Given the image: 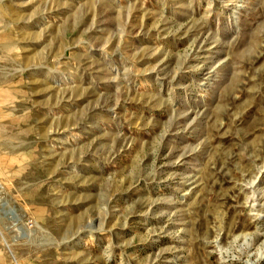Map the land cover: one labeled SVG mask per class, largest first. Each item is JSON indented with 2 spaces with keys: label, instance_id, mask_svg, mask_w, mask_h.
Instances as JSON below:
<instances>
[{
  "label": "rangeland",
  "instance_id": "1",
  "mask_svg": "<svg viewBox=\"0 0 264 264\" xmlns=\"http://www.w3.org/2000/svg\"><path fill=\"white\" fill-rule=\"evenodd\" d=\"M0 264H264V0H0Z\"/></svg>",
  "mask_w": 264,
  "mask_h": 264
}]
</instances>
